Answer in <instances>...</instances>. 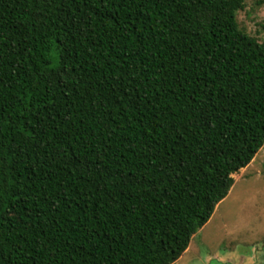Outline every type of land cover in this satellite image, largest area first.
Returning a JSON list of instances; mask_svg holds the SVG:
<instances>
[{"label":"trees","instance_id":"1","mask_svg":"<svg viewBox=\"0 0 264 264\" xmlns=\"http://www.w3.org/2000/svg\"><path fill=\"white\" fill-rule=\"evenodd\" d=\"M244 6L0 0V264L184 254L264 146Z\"/></svg>","mask_w":264,"mask_h":264},{"label":"rangeland","instance_id":"2","mask_svg":"<svg viewBox=\"0 0 264 264\" xmlns=\"http://www.w3.org/2000/svg\"><path fill=\"white\" fill-rule=\"evenodd\" d=\"M236 18L242 30L264 42V4L245 0ZM232 187L173 264H264V147Z\"/></svg>","mask_w":264,"mask_h":264},{"label":"crops","instance_id":"3","mask_svg":"<svg viewBox=\"0 0 264 264\" xmlns=\"http://www.w3.org/2000/svg\"><path fill=\"white\" fill-rule=\"evenodd\" d=\"M263 147H264V146H263ZM263 147H262V148H263ZM262 148H261V149H262ZM261 149L259 150V152H258V153L256 154V156L253 158V160H252V161H251L246 167L241 168V169L239 170V174H238V172L235 173V174H233L234 182H235L236 176H237V178H239L240 176H241V177H242V176L245 177V175L247 174L248 170L250 169V167L252 166V164L255 162L256 157L260 154ZM256 174H257L258 176L262 175L261 171H259V170L256 171ZM233 185H234V184H233ZM232 189H233V187H231L230 190H232ZM229 193H230V191H229ZM194 236H195V235H194ZM191 241H192V239H191ZM190 244H191V242H190ZM190 244H189L188 248L186 249V251H185L184 253H186L187 250L189 251V249H190ZM180 258H181V257H180ZM180 258H179V259H180Z\"/></svg>","mask_w":264,"mask_h":264}]
</instances>
